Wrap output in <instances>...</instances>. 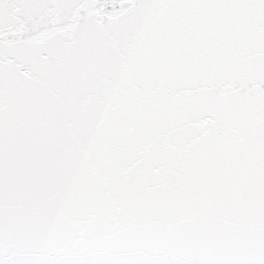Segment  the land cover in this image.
Masks as SVG:
<instances>
[{"label": "snow or ice", "instance_id": "snow-or-ice-1", "mask_svg": "<svg viewBox=\"0 0 264 264\" xmlns=\"http://www.w3.org/2000/svg\"><path fill=\"white\" fill-rule=\"evenodd\" d=\"M0 264H264V0H0Z\"/></svg>", "mask_w": 264, "mask_h": 264}]
</instances>
